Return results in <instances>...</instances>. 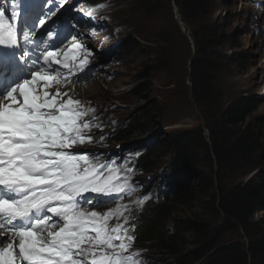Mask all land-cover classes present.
Instances as JSON below:
<instances>
[{"label": "snow or ice", "instance_id": "6c2138e0", "mask_svg": "<svg viewBox=\"0 0 264 264\" xmlns=\"http://www.w3.org/2000/svg\"><path fill=\"white\" fill-rule=\"evenodd\" d=\"M38 3V12L33 0H14L10 12L0 9V264H143L130 252L135 237L128 228L109 224L114 217L127 224L128 205L103 213L84 207L95 209L135 191L115 162L99 163L95 153L72 151L90 144L93 127L100 125L85 119L94 108H85L60 86L74 75L89 78L79 74L86 68L92 72L88 57L93 49L69 33L70 39L65 36L37 54L45 36L59 37L46 26L55 15L50 6L45 10L49 0ZM103 7L96 5L85 15L92 17ZM22 14L23 32L16 23Z\"/></svg>", "mask_w": 264, "mask_h": 264}, {"label": "rangeland", "instance_id": "374dc122", "mask_svg": "<svg viewBox=\"0 0 264 264\" xmlns=\"http://www.w3.org/2000/svg\"><path fill=\"white\" fill-rule=\"evenodd\" d=\"M76 1L71 9L67 8L59 13H64L63 16L67 17L71 10L76 8L74 15L78 18L84 17L86 22L81 21V24H94L98 37L91 38V45L94 44L95 50L100 51L98 60L108 64L109 73L106 78L97 80L86 88L76 87L71 91L80 100H92L96 104L98 120L94 118V122L100 127H93L92 134L93 140H96L94 134L97 138L105 137L110 147L105 145L102 147L103 151H120L122 142L110 140L117 139L116 134L121 130L133 132L135 121L144 115L153 118L150 123H153V126L148 134L141 137L131 133L130 145L136 151L141 148L143 152L152 148L155 143L168 145L173 134L197 127L205 129L202 113L190 90V61L195 44L182 17L184 27L176 17L178 9L173 0H152L151 12L139 6L141 0H105L100 3L104 7L94 12L92 17L85 15L86 11L93 8L90 6L86 9L88 0ZM209 20L213 24L226 27V34L234 36L239 45L236 52L244 56L247 62L245 68L222 64V72L218 75L216 84V88L223 94L221 108H227L237 98L251 99L262 96L260 92L264 81V0H217ZM51 25L52 29L56 26L55 23ZM83 33L88 31L83 30ZM130 37L138 40L141 50L130 56L118 54L117 44ZM231 52L225 47L222 48L221 54L228 56ZM148 74L149 77L145 79ZM147 83L150 88L147 93L134 98L131 91ZM260 98L262 103L247 117L244 126L254 125L257 120L264 119V97ZM262 136L264 147V129ZM172 151L170 147L168 157L160 159L150 173L140 174L138 178L139 183L146 188H152L163 181L171 186L169 192L181 186L192 189V200L195 203L188 200L187 204L179 206L174 216L169 219L170 227L189 218L193 205L209 202L217 195L215 177L203 166L199 168V173L190 172L185 168L184 176L174 180L175 182L171 181L169 177ZM256 164L253 169L227 175V186L246 182L259 170H264V151L261 162ZM126 203L124 196L119 204ZM117 205H113L111 209ZM106 208L107 205L102 208L104 212ZM259 219L264 229V214H261ZM118 223L124 225V218L114 217L109 221L110 226ZM228 240H234V237H229ZM135 248L137 250L134 252L138 254V258L143 257L148 264H167L158 259L156 247H141L136 243Z\"/></svg>", "mask_w": 264, "mask_h": 264}, {"label": "trees", "instance_id": "16d2710c", "mask_svg": "<svg viewBox=\"0 0 264 264\" xmlns=\"http://www.w3.org/2000/svg\"><path fill=\"white\" fill-rule=\"evenodd\" d=\"M104 1L87 3L96 6ZM173 1L195 44L190 90L205 129L197 127L173 134L168 145L155 143L143 151L138 164L143 173H150L160 159L168 157L171 147V181L184 176L185 168L199 173L203 166L215 177L217 195L209 202L193 205L189 218L170 227L169 219L178 207L192 200L190 187H177L172 199L159 206L149 205L138 218V241L143 247H156L158 259L167 264H264V229L259 219L264 214V170L246 182L227 186V175L253 169L261 162L264 119L254 125L244 123L264 96L237 98L227 108H221L223 94L216 84L222 64L245 68L247 62L236 52L239 45L234 36L226 34V27L209 20L217 0ZM152 5V0H141L139 4L148 12L153 11ZM225 47L232 51L228 56L221 54ZM140 50L138 40L130 37L119 44L118 54L130 56ZM148 77L149 74L145 79ZM149 89L148 83L143 84L131 94L134 98L142 97ZM151 120L149 115L138 118L133 132L121 130L117 139L111 141L122 142L120 148L124 152L134 150L130 145L131 133L136 137L148 134L153 126ZM229 237L234 240L229 241Z\"/></svg>", "mask_w": 264, "mask_h": 264}, {"label": "clouds", "instance_id": "9594fccd", "mask_svg": "<svg viewBox=\"0 0 264 264\" xmlns=\"http://www.w3.org/2000/svg\"><path fill=\"white\" fill-rule=\"evenodd\" d=\"M122 41H120L118 44H117V46L121 43ZM116 46V47H117ZM263 95V94H262ZM112 140V139H111ZM110 140V141H111ZM111 142H113V141H111ZM132 151H135V152H141V148L140 149H138L137 151H136V149H134V150H132ZM144 151V150H143ZM119 152H124L123 150H120ZM126 152H131L130 150L129 151H125L124 153H126ZM140 159V158H139ZM138 159V160H139ZM139 165V164H138ZM139 169H140V166H139ZM141 170V169H140ZM159 185H161V186H163L164 187V189H166L167 190V192L164 194V193H162V195H161V200H160V202L158 203V205H156V206H159V205H162V204H165L166 202H167V200L168 199H172L173 197V194L176 192V190L174 191H171V192H169L170 191V188H171V186H169L168 184H167V182H163L162 181V183L161 184H159ZM156 187L158 186L157 184L155 185ZM154 186V187H155ZM153 206V205H152ZM137 232H138V229L136 230V235H137ZM137 243H139V241H138V235H137ZM139 245L141 246V247H143L140 243H139ZM148 247V246H147ZM158 257V256H157ZM159 258V257H158ZM145 262L147 263V261L145 260ZM148 264V263H147Z\"/></svg>", "mask_w": 264, "mask_h": 264}, {"label": "water", "instance_id": "95a60500", "mask_svg": "<svg viewBox=\"0 0 264 264\" xmlns=\"http://www.w3.org/2000/svg\"><path fill=\"white\" fill-rule=\"evenodd\" d=\"M176 11H177V9H176ZM176 13H177L176 17H177V19L179 20L180 25H181L182 27H184V24H183V22L181 21V16L179 15L178 11H177ZM194 54H195V49H194ZM190 63H191V61H190Z\"/></svg>", "mask_w": 264, "mask_h": 264}, {"label": "bare ground", "instance_id": "6f19581e", "mask_svg": "<svg viewBox=\"0 0 264 264\" xmlns=\"http://www.w3.org/2000/svg\"><path fill=\"white\" fill-rule=\"evenodd\" d=\"M5 8H7V7L5 6ZM261 89L262 90H261L260 93L262 94L264 92V81L262 82ZM127 224H128V222H127ZM127 224H125V225H127Z\"/></svg>", "mask_w": 264, "mask_h": 264}]
</instances>
